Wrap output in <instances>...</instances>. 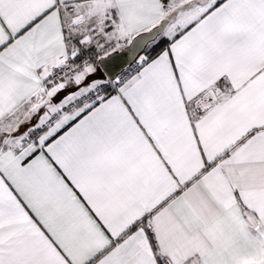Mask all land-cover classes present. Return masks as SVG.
Masks as SVG:
<instances>
[{
	"label": "snow or ice",
	"instance_id": "snow-or-ice-1",
	"mask_svg": "<svg viewBox=\"0 0 264 264\" xmlns=\"http://www.w3.org/2000/svg\"><path fill=\"white\" fill-rule=\"evenodd\" d=\"M0 264H264V0H0Z\"/></svg>",
	"mask_w": 264,
	"mask_h": 264
}]
</instances>
